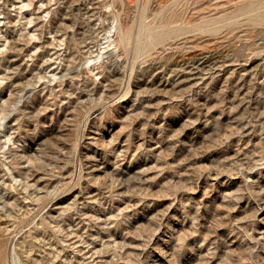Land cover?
<instances>
[{"label":"rangeland","instance_id":"rangeland-1","mask_svg":"<svg viewBox=\"0 0 264 264\" xmlns=\"http://www.w3.org/2000/svg\"><path fill=\"white\" fill-rule=\"evenodd\" d=\"M0 264H264V0H0Z\"/></svg>","mask_w":264,"mask_h":264},{"label":"bare ground","instance_id":"bare-ground-1","mask_svg":"<svg viewBox=\"0 0 264 264\" xmlns=\"http://www.w3.org/2000/svg\"><path fill=\"white\" fill-rule=\"evenodd\" d=\"M233 66V65H232ZM217 71V70H216ZM224 78V77H223ZM247 79V78H246ZM148 144V143H147ZM104 223V222H103Z\"/></svg>","mask_w":264,"mask_h":264}]
</instances>
